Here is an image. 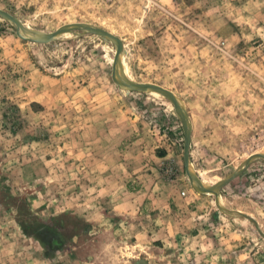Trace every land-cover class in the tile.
<instances>
[{
	"label": "rangeland",
	"instance_id": "374dc122",
	"mask_svg": "<svg viewBox=\"0 0 264 264\" xmlns=\"http://www.w3.org/2000/svg\"><path fill=\"white\" fill-rule=\"evenodd\" d=\"M261 154L264 0H0V231L26 264H264Z\"/></svg>",
	"mask_w": 264,
	"mask_h": 264
},
{
	"label": "crops",
	"instance_id": "0c3cea01",
	"mask_svg": "<svg viewBox=\"0 0 264 264\" xmlns=\"http://www.w3.org/2000/svg\"><path fill=\"white\" fill-rule=\"evenodd\" d=\"M185 191H187L186 195H188V194L189 195L185 196V197H181L180 201H178V197L174 198V200H176L175 206H178V209L183 208L184 210L187 209L186 211L191 210V211H189L191 213L196 212L195 208H198V210H199V207L197 205H194V203H192V201H194V200L196 201V198H200V195H192V192H190L188 189H186ZM179 192H181V191H179ZM253 210H255L256 213H253L252 212ZM248 211H249V214H251L253 216V218L258 221V223L264 225V201H262V203L260 202L258 204L256 202H254V205L252 207L249 206ZM0 224H1V218H0ZM11 239H12V237H11L10 231H7V232L0 231V252L3 251L2 252L3 255H6V256H4L5 261L9 262V260H11L10 262H11V264H13L12 262L16 261L14 258L16 256H21L22 257V258H20L21 263L26 264V261H28L26 255H30L31 252L30 251L26 252L27 249L24 247L19 249L17 252H16V249L11 250L9 248ZM1 258H3V257H0V262H1Z\"/></svg>",
	"mask_w": 264,
	"mask_h": 264
},
{
	"label": "water",
	"instance_id": "95a60500",
	"mask_svg": "<svg viewBox=\"0 0 264 264\" xmlns=\"http://www.w3.org/2000/svg\"><path fill=\"white\" fill-rule=\"evenodd\" d=\"M84 27V26H83ZM86 29H89L90 31H93V32H101V33H104V34H109V32L103 30V29H100V28H93V27H85ZM64 30L61 29L59 31H57L58 33L59 32H62ZM57 32H54V33H51V34H45L44 35V38L42 39L43 41H49L51 39L54 38V35L57 33ZM112 39L118 44V45H121V41L119 40V38L115 37L114 35L112 36ZM116 79L118 81V83H120L121 85H123L124 87L128 88V89H151V90H154V91H159L161 93H165L166 95H168L176 104H177V101L172 97L171 93L163 88H161L160 86H156V85H153V84H144V83H130V82H123L120 78V74L117 70L116 72ZM188 137H189V134H188ZM260 156L264 157V154H261ZM227 180L223 181V182H226ZM198 184H199V188L202 187L203 190H211L207 185L201 183L200 181H198ZM213 192H218V190H212ZM249 219H251L252 221H254V223L257 225V228L259 229V231L264 235L262 229H261V226L259 225L258 221L255 220L252 216H249V215H246Z\"/></svg>",
	"mask_w": 264,
	"mask_h": 264
},
{
	"label": "bare ground",
	"instance_id": "6f19581e",
	"mask_svg": "<svg viewBox=\"0 0 264 264\" xmlns=\"http://www.w3.org/2000/svg\"><path fill=\"white\" fill-rule=\"evenodd\" d=\"M74 28H78V26H76V25H70V26H68V27H66V28H64V30L62 31V32H57L55 35H54V38L55 37H59V35H62V34H64V33H68V32H70L71 30L70 29H74ZM30 31V30H29ZM23 32V31H22ZM71 33V32H70ZM99 33H101V32H99ZM104 34V33H103ZM105 35H107V36H110L111 38H112V34L111 33H109V34H105ZM37 36V35H36ZM41 38H44V35H42L41 36ZM118 47H119V60H120V58H122V53H121V45H118ZM122 62H123V60H122ZM122 65V64H121ZM120 65V67H121V69H120V67H119V74H120V78H121V80L123 81V82H132L131 81V79L129 78V73H128V69H127V67L126 66H121Z\"/></svg>",
	"mask_w": 264,
	"mask_h": 264
}]
</instances>
